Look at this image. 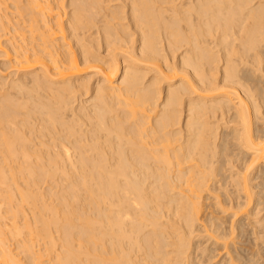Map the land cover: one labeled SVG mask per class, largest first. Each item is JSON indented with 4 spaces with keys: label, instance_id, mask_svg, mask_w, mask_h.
<instances>
[{
    "label": "bare ground",
    "instance_id": "1",
    "mask_svg": "<svg viewBox=\"0 0 264 264\" xmlns=\"http://www.w3.org/2000/svg\"><path fill=\"white\" fill-rule=\"evenodd\" d=\"M0 53V264H264V0H0Z\"/></svg>",
    "mask_w": 264,
    "mask_h": 264
},
{
    "label": "rangeland",
    "instance_id": "2",
    "mask_svg": "<svg viewBox=\"0 0 264 264\" xmlns=\"http://www.w3.org/2000/svg\"><path fill=\"white\" fill-rule=\"evenodd\" d=\"M4 39H5V38H4ZM4 39H3V40H4ZM0 55L3 56L1 53H0ZM1 56H0V63H2V61H3V59H4V57L2 58ZM2 64H3V63H2ZM0 66H1V64H0ZM1 69H3V68H1ZM1 69H0V70H1ZM3 71H4V70H3ZM1 72H2V71H1ZM9 72H10V69H9V70H5L4 75H5V74L8 75ZM2 74H3V73H2ZM7 78H9V77H7ZM45 182H46V181H45ZM45 182H41L40 185L38 186V188H39V187H43V188H39V189H41L42 191H45L46 189H48V188H49V185L51 184V182L49 183V181H47L46 184H45ZM43 183H44V184H43ZM42 184H43V185H42ZM48 184H49V185H48ZM58 184H61V183H58ZM46 185H47V186H46ZM35 188H36V187H35ZM43 189H45V190H43ZM26 211H27V210H26ZM27 213H28V214L30 213V214H29V217H30V215H31V211L29 210V212L27 211ZM20 221H21V220H20ZM22 221H23V220H22ZM22 221H21V222H22ZM22 234H23V233H22ZM22 234H21L20 236H21V237H22V236L24 237V234H23V235H22ZM20 236H19V237H20ZM19 237H17V238H19ZM21 237H20V238H21ZM14 240H15V239L10 240V242L12 241V242H11L12 247H11V246H10V247L13 248V246H14V248H13L14 251H18L19 249H16V248H17V245H16L17 240H16V241H14ZM13 241H14V242H13ZM15 242H16V243H15ZM36 243H38V242H36ZM40 243H41L42 245H41ZM39 244H40V245H39ZM43 245H44V243H43L42 241L39 242L38 244H36L35 249H36V252H37L38 254H39V253L42 254V248H43ZM37 246H38V247H37ZM41 246H42V247H41ZM39 247H40V248H39ZM38 248H39V250H38L39 252L37 251ZM20 249H21V248H20ZM22 249H23V248H22ZM40 250H41V252H40ZM261 250H262L261 252H263V253L260 254V257H262V255H263V257H262L263 259H262V261H259L258 263H260V262H261V263L264 262V249H261ZM19 251H20V252H21V251L24 252L23 250H19ZM22 252H21V253H22ZM19 254H20V253H18V256H19ZM26 254H27V256H26ZM24 256H25L26 258H24ZM19 258H21V261H23L24 259H26V260H24L25 262H30V260H31V259H28V258H29V257H28V253H26V252L23 253V254H21V255L19 256ZM43 258H44L45 262H47V260L50 258V256H48V255L46 256V255H45ZM43 258H42V259H43ZM27 259H28V260H27ZM31 262H32V260H31ZM30 264H34V263L32 262V263H30Z\"/></svg>",
    "mask_w": 264,
    "mask_h": 264
}]
</instances>
